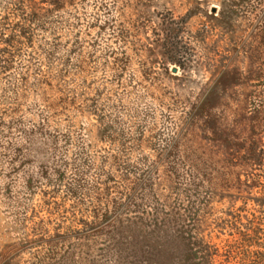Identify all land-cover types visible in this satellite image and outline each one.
Returning a JSON list of instances; mask_svg holds the SVG:
<instances>
[{"label":"rangeland","instance_id":"obj_1","mask_svg":"<svg viewBox=\"0 0 264 264\" xmlns=\"http://www.w3.org/2000/svg\"><path fill=\"white\" fill-rule=\"evenodd\" d=\"M205 258L264 264V0H0V264Z\"/></svg>","mask_w":264,"mask_h":264},{"label":"trees","instance_id":"obj_2","mask_svg":"<svg viewBox=\"0 0 264 264\" xmlns=\"http://www.w3.org/2000/svg\"><path fill=\"white\" fill-rule=\"evenodd\" d=\"M170 39H172V38H170ZM166 53H167V56L169 57V60L171 61V62H173V63H176V64H179L180 65V67L182 68V67H185L184 66V59L182 58V53L180 52V49H179V47L175 44V42H173L172 40H170L169 41V44H168V46H167V50H166ZM259 230L256 228L254 231H252V233L254 234V236L256 237V238H258L259 237V235H260V233L258 232ZM240 238H241V240L244 242V243H250L251 244V246H249L250 248L252 247V248H254V247H258L257 245H255V246H253V243H255V242H250V241H248V239H249V234H241V236H240ZM252 239H253V237H251ZM210 249V247L208 248L207 247V253H208V250ZM256 251H249V254H252V253H255ZM258 254H260L259 253V251L257 252ZM211 257V256H210ZM207 258H209V257H207ZM207 258H205V262H204V264H209L210 262L208 261L209 259H207Z\"/></svg>","mask_w":264,"mask_h":264},{"label":"water","instance_id":"obj_3","mask_svg":"<svg viewBox=\"0 0 264 264\" xmlns=\"http://www.w3.org/2000/svg\"><path fill=\"white\" fill-rule=\"evenodd\" d=\"M174 73H177V70L176 69L174 70Z\"/></svg>","mask_w":264,"mask_h":264}]
</instances>
